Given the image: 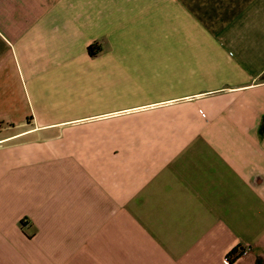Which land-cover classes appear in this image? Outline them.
<instances>
[{
	"label": "crops",
	"instance_id": "obj_1",
	"mask_svg": "<svg viewBox=\"0 0 264 264\" xmlns=\"http://www.w3.org/2000/svg\"><path fill=\"white\" fill-rule=\"evenodd\" d=\"M0 264H264V0H0Z\"/></svg>",
	"mask_w": 264,
	"mask_h": 264
},
{
	"label": "trees",
	"instance_id": "obj_2",
	"mask_svg": "<svg viewBox=\"0 0 264 264\" xmlns=\"http://www.w3.org/2000/svg\"><path fill=\"white\" fill-rule=\"evenodd\" d=\"M89 50H90V53H94V49H93V44H90V46H89ZM232 252H229L228 253V257H230L231 259H234L233 257H232Z\"/></svg>",
	"mask_w": 264,
	"mask_h": 264
},
{
	"label": "built area",
	"instance_id": "obj_3",
	"mask_svg": "<svg viewBox=\"0 0 264 264\" xmlns=\"http://www.w3.org/2000/svg\"><path fill=\"white\" fill-rule=\"evenodd\" d=\"M247 251H248V249L247 248H244L241 253L245 254ZM232 260L233 259H231L230 257L227 256L228 263H230Z\"/></svg>",
	"mask_w": 264,
	"mask_h": 264
}]
</instances>
